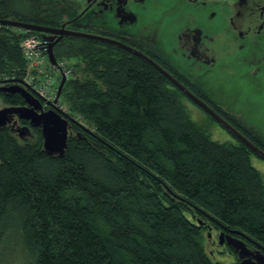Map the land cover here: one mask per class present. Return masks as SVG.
I'll return each mask as SVG.
<instances>
[{
    "label": "trees",
    "instance_id": "16d2710c",
    "mask_svg": "<svg viewBox=\"0 0 264 264\" xmlns=\"http://www.w3.org/2000/svg\"><path fill=\"white\" fill-rule=\"evenodd\" d=\"M13 7L0 0V19ZM27 36L38 34L0 25V87L23 79ZM54 54L68 72L55 107L71 120L68 147L50 156L40 129H0V264H223L207 251L215 225L264 252L259 156L230 132L234 142L215 140L220 124L196 118L202 109L139 57L90 41ZM0 101L25 105L18 93ZM230 121L264 150L263 135Z\"/></svg>",
    "mask_w": 264,
    "mask_h": 264
},
{
    "label": "flooded vegetation",
    "instance_id": "af4514ba",
    "mask_svg": "<svg viewBox=\"0 0 264 264\" xmlns=\"http://www.w3.org/2000/svg\"><path fill=\"white\" fill-rule=\"evenodd\" d=\"M13 2L7 19L49 30L30 31L44 40L46 49L52 47L56 52L73 43L90 41L99 51L107 46L115 52L126 51L78 34L117 41L152 59L234 127L230 119L246 130H254L241 118L257 112L253 104L264 99V0ZM12 15L15 18H10ZM230 82L237 84V89L226 88ZM230 90L234 96L228 93ZM224 97H234L237 108L223 104L220 100ZM228 235L242 240L247 254L263 252L254 241L215 225L207 234L211 255L224 254L234 264L242 262L243 258L229 245Z\"/></svg>",
    "mask_w": 264,
    "mask_h": 264
},
{
    "label": "water",
    "instance_id": "95a60500",
    "mask_svg": "<svg viewBox=\"0 0 264 264\" xmlns=\"http://www.w3.org/2000/svg\"><path fill=\"white\" fill-rule=\"evenodd\" d=\"M0 25L18 28L26 31H42V32L49 31L39 26L31 25L17 20H10V19H0ZM78 36L87 39H92L95 41H101L110 45L118 46L134 54L143 61L147 62L149 65H151L156 70H158L163 76H165L172 84H174L177 88H179L183 93H185L187 97H189L193 102H195L199 107H201L207 114L212 116L221 126H223L226 130L232 133L241 142H243L246 146H248L257 156H259L261 159L264 160V151L260 147H258L251 140H249L241 131H239L236 127H234L229 121L224 119L207 103H205L199 97L194 95L183 84L177 81L169 72L164 70L162 67H160L157 63H155L152 59H150L146 55L127 45L121 44L117 41H113L110 39L92 36V35H84V34H78ZM46 58L51 65L58 66V62L52 50V47H49L47 49ZM66 80H67V76L64 73H62L61 80L57 86L55 102H58V100L60 99ZM235 85L237 84L230 82V84L226 88L235 90L236 88ZM231 90L228 93L231 94V96H234L235 94L231 92ZM0 92H5L9 94L18 93L23 97L25 102V105L23 106L0 107V129L9 126L11 130L15 132L18 135V137L21 139L31 135L30 127L40 129L43 137V149L46 152V154L50 156L63 157L68 147L71 120L67 119L60 112H58L55 109V106H53L48 110H45L43 108L41 101L37 97L32 95L30 92L22 88L20 85L13 84V85L1 86ZM220 101L223 104L233 109L237 108V106L239 105L234 97L231 98L224 97V99ZM18 120L28 121L30 126H21L18 124ZM223 238L224 236L221 235L220 236L221 243L223 242ZM226 238L229 245H231L239 253V256L243 258L242 262L239 264H264V252H262L261 250H257L254 254H247L246 253L247 248L245 247L244 242L242 240L229 235Z\"/></svg>",
    "mask_w": 264,
    "mask_h": 264
},
{
    "label": "built area",
    "instance_id": "2783aa9c",
    "mask_svg": "<svg viewBox=\"0 0 264 264\" xmlns=\"http://www.w3.org/2000/svg\"><path fill=\"white\" fill-rule=\"evenodd\" d=\"M26 31V30H25ZM44 40L38 36H27L21 42L25 58L28 63L23 79L12 84L22 88L37 97L45 110L57 107L55 102L59 76L64 73L68 77L65 62L57 61L58 66H53L47 60V49L43 46Z\"/></svg>",
    "mask_w": 264,
    "mask_h": 264
},
{
    "label": "rangeland",
    "instance_id": "374dc122",
    "mask_svg": "<svg viewBox=\"0 0 264 264\" xmlns=\"http://www.w3.org/2000/svg\"><path fill=\"white\" fill-rule=\"evenodd\" d=\"M10 18H15V16L12 15L10 16ZM245 86L247 87L248 84ZM253 105L255 106V110L257 112L254 111L253 113L247 114L246 116L241 118V121H243L244 124L250 126L255 131H257L258 133L264 136V111H260V110H264V99L258 100V102ZM3 106L5 105H3L2 102L0 101V107H3ZM192 108L195 111L194 115L196 118L206 120V115L202 113V111H200L198 108L194 106H192ZM260 108H263V109H260ZM211 130H212L211 131L212 136L215 140H220L223 142L225 141L234 142L235 141V138L229 133V131L226 130L221 125H214ZM253 164L264 173V162H262L260 158L253 157ZM208 250H209V247L207 246V251ZM213 261H218L223 264H234L231 257L224 256L223 254L221 255L217 254L216 256H214ZM7 264H28V263H27V258L25 256H22V254H20V255H17L16 257L14 256V258L11 259V261L8 262Z\"/></svg>",
    "mask_w": 264,
    "mask_h": 264
},
{
    "label": "bare ground",
    "instance_id": "6f19581e",
    "mask_svg": "<svg viewBox=\"0 0 264 264\" xmlns=\"http://www.w3.org/2000/svg\"><path fill=\"white\" fill-rule=\"evenodd\" d=\"M224 255V254H223Z\"/></svg>",
    "mask_w": 264,
    "mask_h": 264
}]
</instances>
